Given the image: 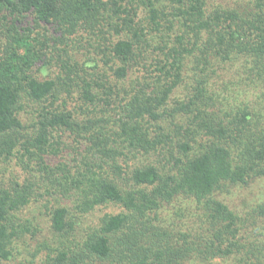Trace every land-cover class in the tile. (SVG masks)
Returning <instances> with one entry per match:
<instances>
[{"label":"trees","instance_id":"1","mask_svg":"<svg viewBox=\"0 0 264 264\" xmlns=\"http://www.w3.org/2000/svg\"><path fill=\"white\" fill-rule=\"evenodd\" d=\"M1 161L0 264H264V0H0Z\"/></svg>","mask_w":264,"mask_h":264},{"label":"rangeland","instance_id":"2","mask_svg":"<svg viewBox=\"0 0 264 264\" xmlns=\"http://www.w3.org/2000/svg\"><path fill=\"white\" fill-rule=\"evenodd\" d=\"M232 4L234 3L235 0H231ZM229 0V2H231ZM142 15H145V13L143 12ZM80 38V36H78ZM83 45L79 47L77 45V40H74V42H72V48L74 49H85L84 50V54L81 53L80 55H76V58L78 61H83L86 59H93V58H101L99 55L94 54L91 50H90V46L88 44V42H91L92 44L95 43V41H97L96 39H94L91 35L89 34H84V38H83ZM58 47H60V45H58ZM64 47V46H63ZM74 52H77L76 50ZM59 66V65H58ZM60 69V68H59ZM58 73H60V70H58L57 67H53V66H48L47 67V73H45V76L47 75H57ZM17 165V161H12L11 162V166L14 169H17L18 171L22 172V169ZM1 166V170L4 171V163L1 161L0 163ZM8 167V166H7ZM16 171V170H15ZM264 183V182H263ZM264 198V185L263 187H259L258 185L256 186H252V187H246V188H239L236 189L235 191H233L230 195H228L227 199H229V201L236 207L238 208L239 211H243V212H247L248 216L247 218H249L248 221V229L249 232L254 235L257 236V230L256 227L258 225V223L262 224V220L258 221L255 220V218L253 219L252 217L250 218L249 215L252 212L253 208L257 205L258 202H260L261 199ZM121 211L119 207L116 206H110L107 208H103L101 210H97L94 215L90 218L92 220L94 219H99L100 216H103L106 213H117ZM28 219L32 220L34 222V224L36 226L35 229L37 230L35 238L34 239H28L30 236L34 235V234H28L27 238H26V243L29 242L31 244L30 246V252H27L28 249H26V244H24V242H22V240L19 241V245H20V249L23 252V255L18 257V260H16L14 262V264H20L21 261L25 262V259H31V254L36 250V247L38 244L43 243V242H47L49 245H53L56 241V238L54 237V235L52 234L51 230H50V225L48 222V217L46 216V212L44 211V209L39 210L36 209V212L33 210V208L31 210H27L25 212V215ZM175 219H174V227L175 229H177L178 227L182 226L183 221L185 220L184 218H181V216L179 215V217H177L176 215ZM164 218L168 219V213L166 212V214L164 213ZM251 224V226H250ZM173 225V224H171ZM46 253L43 252L42 255ZM25 260V261H24Z\"/></svg>","mask_w":264,"mask_h":264}]
</instances>
